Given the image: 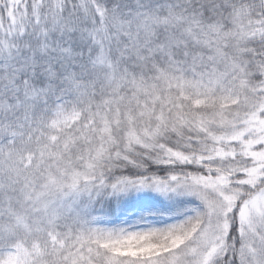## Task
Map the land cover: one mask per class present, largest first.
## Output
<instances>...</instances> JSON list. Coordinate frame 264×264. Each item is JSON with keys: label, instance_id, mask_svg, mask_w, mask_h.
I'll list each match as a JSON object with an SVG mask.
<instances>
[{"label": "snow or ice", "instance_id": "snow-or-ice-1", "mask_svg": "<svg viewBox=\"0 0 264 264\" xmlns=\"http://www.w3.org/2000/svg\"><path fill=\"white\" fill-rule=\"evenodd\" d=\"M0 264H264V0H0Z\"/></svg>", "mask_w": 264, "mask_h": 264}]
</instances>
